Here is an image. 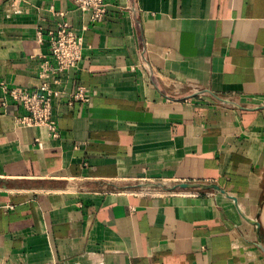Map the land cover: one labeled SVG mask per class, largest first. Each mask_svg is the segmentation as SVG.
<instances>
[{"label":"crops","instance_id":"obj_1","mask_svg":"<svg viewBox=\"0 0 264 264\" xmlns=\"http://www.w3.org/2000/svg\"><path fill=\"white\" fill-rule=\"evenodd\" d=\"M106 1L93 22L70 0H0V77L49 82L58 130L17 125L0 89V264H264L230 198L136 186L216 182L264 231V109L189 96L264 104V0ZM61 20L82 59L42 72Z\"/></svg>","mask_w":264,"mask_h":264},{"label":"built area","instance_id":"obj_2","mask_svg":"<svg viewBox=\"0 0 264 264\" xmlns=\"http://www.w3.org/2000/svg\"><path fill=\"white\" fill-rule=\"evenodd\" d=\"M76 9L89 14L91 21L102 22L106 19V0H70ZM52 9V6H50ZM39 30L37 40L43 41ZM50 62H45L42 72L60 73L77 67L82 59L83 39L76 33L68 21L61 20L56 27L47 32ZM57 82V81H56ZM0 89L6 92L7 98L16 102L22 114L16 117V123L28 128L44 127L52 138L58 136L57 124L53 117V89L49 82L42 81L35 89H15L7 85L0 77ZM85 87L78 85L74 92L76 99H84ZM6 101H3L5 103Z\"/></svg>","mask_w":264,"mask_h":264},{"label":"water","instance_id":"obj_3","mask_svg":"<svg viewBox=\"0 0 264 264\" xmlns=\"http://www.w3.org/2000/svg\"><path fill=\"white\" fill-rule=\"evenodd\" d=\"M201 93H208L212 95L215 99L220 101L223 104H228L231 105L237 109H245V110H257V109H264V104H259L253 107H244L240 105L239 103L232 101L228 98H224L221 96H218L211 92L209 89H197L195 90L192 94L189 96L193 95H199ZM136 186L143 187V188H156L159 190H177V189H200V190H208L212 191L214 193H221L227 198H230L233 201V204L235 208L237 209L238 213L241 215L242 218H244L247 222L252 224L255 229V236L256 240L254 244L256 247L264 253V240H262V231L261 230V225L258 220L259 212H260V207L257 209V214L255 217L251 218L248 217L242 208L240 207L237 197L228 193L225 189H223L218 183L216 182H204V181H180V182H175V183H170V182H163V181H156V182H140L137 183Z\"/></svg>","mask_w":264,"mask_h":264},{"label":"rangeland","instance_id":"obj_4","mask_svg":"<svg viewBox=\"0 0 264 264\" xmlns=\"http://www.w3.org/2000/svg\"><path fill=\"white\" fill-rule=\"evenodd\" d=\"M248 230L246 231V234L248 236L249 239H253V230L250 226H248Z\"/></svg>","mask_w":264,"mask_h":264}]
</instances>
